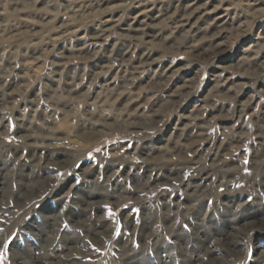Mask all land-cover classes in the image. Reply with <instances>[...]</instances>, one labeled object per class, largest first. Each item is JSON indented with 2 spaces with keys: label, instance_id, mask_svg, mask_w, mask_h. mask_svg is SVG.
I'll return each mask as SVG.
<instances>
[{
  "label": "rangeland",
  "instance_id": "rangeland-1",
  "mask_svg": "<svg viewBox=\"0 0 264 264\" xmlns=\"http://www.w3.org/2000/svg\"><path fill=\"white\" fill-rule=\"evenodd\" d=\"M10 237L2 264H264V0H0Z\"/></svg>",
  "mask_w": 264,
  "mask_h": 264
},
{
  "label": "bare ground",
  "instance_id": "bare-ground-1",
  "mask_svg": "<svg viewBox=\"0 0 264 264\" xmlns=\"http://www.w3.org/2000/svg\"><path fill=\"white\" fill-rule=\"evenodd\" d=\"M177 1V0H176ZM160 2V1H159ZM254 3V2H253ZM150 10V9H149ZM224 10L226 11V12H228V10H229V7L228 6H226L225 8H224ZM160 11V10H159ZM142 13H144V11H141L140 12V14H142ZM174 19H176V21L177 22H179L181 25H179V26H182V25H186V24H188L189 22H190V18L192 17V13H188L187 15H177V16H172ZM141 21H139V17H135L134 18V21L132 22L133 24V26L132 25H130V27H128L127 29H131V30H133V31H138L139 30V28H137L135 25H138V24H141L140 23ZM126 29V30H127ZM108 31V27H106V24H102L95 32L93 31L92 32V34L89 36V39L92 41V43L91 44H96V43H98V41H101V39L103 38V36H104V34L106 33ZM130 38H133V39H136L135 41H137L138 40V37H136V36H129ZM90 44V43H89ZM211 45V44H210ZM213 46V45H212ZM200 47V46H199ZM84 47H82V49H83ZM191 48L193 49V50H195V49H198V48H196L195 47V45H191ZM213 48V47H212ZM198 50H200V49H198ZM212 51H214V50H212ZM120 63H122L123 64V60L120 62ZM148 64V63H147ZM147 64L146 63H139L137 66H134L133 68H134V70L136 69V71H137V74H131L132 75V78H133V80L134 81H136L137 80V78H138V75L139 74H142L143 73V69H144V67L145 66H147ZM132 67V66H131ZM139 67L141 68V67H143V69H139ZM240 111H242V108H241V110ZM130 123V122H129ZM64 125H66L67 123H63ZM135 125V124H134ZM137 125V124H136ZM105 127H106V125H105ZM130 127H131V125H130ZM133 127V126H132ZM136 128V127H135ZM134 129V128H133ZM128 130V129H127ZM196 151V150H195ZM194 152V151H193ZM161 168H159V170H160ZM184 180L185 181H187L188 182V180H189V178H187L186 176L184 177ZM182 181H183V177H182Z\"/></svg>",
  "mask_w": 264,
  "mask_h": 264
},
{
  "label": "snow or ice",
  "instance_id": "snow-or-ice-1",
  "mask_svg": "<svg viewBox=\"0 0 264 264\" xmlns=\"http://www.w3.org/2000/svg\"><path fill=\"white\" fill-rule=\"evenodd\" d=\"M245 163H247V161H245ZM245 171H247V169H245ZM252 199V197L251 196H249V200H251ZM105 207H108V206H105ZM109 215H115V213H113L112 211H111V209H109ZM117 231H119V229H117ZM11 237L9 238V240L8 241H6L5 242V244H4V248L3 249H0V264H2V261H3V257H4V255H5V253H6V250H7V248L9 247V244H10V242H11Z\"/></svg>",
  "mask_w": 264,
  "mask_h": 264
}]
</instances>
